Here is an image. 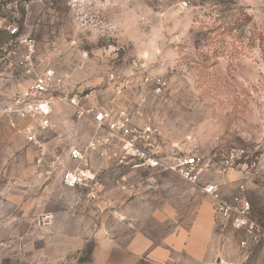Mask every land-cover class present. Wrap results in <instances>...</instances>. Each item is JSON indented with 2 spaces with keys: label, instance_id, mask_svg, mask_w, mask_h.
I'll list each match as a JSON object with an SVG mask.
<instances>
[{
  "label": "rangeland",
  "instance_id": "374dc122",
  "mask_svg": "<svg viewBox=\"0 0 264 264\" xmlns=\"http://www.w3.org/2000/svg\"><path fill=\"white\" fill-rule=\"evenodd\" d=\"M124 2L36 0L27 5L9 0L0 3V17L16 21L34 38L37 63L55 68L86 107L123 110L135 123L153 124L165 149L174 144L209 157L225 147L247 148L256 168L238 167L215 178L225 193L243 183L254 214L264 219V0H128L130 22L125 18L119 34H111L106 25ZM242 12L250 25L239 34L232 19ZM95 32L104 35L95 39ZM153 44L154 59H141L137 53L147 57ZM22 86L18 74L4 75L3 104ZM53 120L57 128L49 146L58 154L64 155L69 144L84 146L93 130L89 119H76L66 105H54ZM22 123L16 116L0 115V133L11 136L7 144L14 147L12 157L4 153L0 181L14 185L29 204L24 207L32 221L20 225L35 234V260L18 264H90L99 228H110L119 246L135 233L159 245L168 233L188 231L208 201L175 173L111 166L92 153L90 165L104 169L100 199L93 203L84 190L64 187L58 173L39 175L37 151L26 143ZM46 213L53 215L50 229L83 233V248L57 262L49 260L56 254L48 246L52 234L39 222ZM214 227L223 264H264V241L241 247V233L218 218ZM200 263L181 252L179 260L163 264Z\"/></svg>",
  "mask_w": 264,
  "mask_h": 264
},
{
  "label": "built area",
  "instance_id": "2783aa9c",
  "mask_svg": "<svg viewBox=\"0 0 264 264\" xmlns=\"http://www.w3.org/2000/svg\"><path fill=\"white\" fill-rule=\"evenodd\" d=\"M7 1L0 0V3ZM22 1L29 5L36 0ZM9 72L18 74L23 86L5 104L0 100V115L7 113L23 120L20 131L26 143L37 151L35 164L39 175L58 173L64 187L84 190L86 198L97 203L103 188L104 169H94L89 154H97L111 166L169 171L210 201L215 220L220 219L221 224L243 235L241 247L264 241V219L254 214L245 185L238 183L235 190L225 193L223 184L215 178L216 174L231 173L238 167L256 168L257 161L250 158L247 148L225 147L209 157L174 144L165 149L161 133L153 124L135 123L123 110L86 107L82 95L69 89L55 68L37 63L34 38L21 30L16 21L0 17V79ZM156 82L159 85L160 79ZM56 104L68 106L76 119H89L93 129L84 146L69 144L64 155L49 146V137L57 128L53 120ZM52 219L53 215L46 213L39 222L48 224ZM201 264L222 262L213 260Z\"/></svg>",
  "mask_w": 264,
  "mask_h": 264
},
{
  "label": "crops",
  "instance_id": "0c3cea01",
  "mask_svg": "<svg viewBox=\"0 0 264 264\" xmlns=\"http://www.w3.org/2000/svg\"><path fill=\"white\" fill-rule=\"evenodd\" d=\"M10 142H12L11 136L0 133V174L4 172V153L11 157L14 154V147L8 145ZM17 190L14 185L5 186L0 181V264L30 262L36 257V252L31 249V246L34 247L35 234L29 230V227L21 230L20 225V222L32 221L28 210L26 211L24 207L29 204L20 199ZM51 223L47 224L48 231L53 237L64 240L60 243L55 242L51 235L47 245L50 249L55 248L56 254H53L49 260L57 262L83 248V233L75 231L73 234L63 228L50 229ZM214 225L215 216L208 200L201 204L194 214L188 231L178 230L168 233L159 245H153L146 236L135 233L130 237L127 245L119 246L110 228H106L107 230L99 228L94 235L95 245L91 252L90 264H143V262L163 264L169 259L172 262L179 260L181 252L188 261L206 263L217 260L223 264L225 260L219 254V236L215 233ZM39 255L44 256L46 253L42 252Z\"/></svg>",
  "mask_w": 264,
  "mask_h": 264
},
{
  "label": "clouds",
  "instance_id": "9594fccd",
  "mask_svg": "<svg viewBox=\"0 0 264 264\" xmlns=\"http://www.w3.org/2000/svg\"><path fill=\"white\" fill-rule=\"evenodd\" d=\"M120 7H121V13L118 14V15H115V16L112 18L111 22H109V23L106 25V27L110 30V33H111V34H114V35H115V34H119V29H120V27L123 26V25H122V21L125 20V18H129V21H128V22H130V10H129V8H128V0H125V2L122 3V4L120 5ZM181 11H183V8H182V7L179 8V9L174 13V15H178L179 12H181ZM100 35H104V33H101V32H95V33H94V37H95V39H99V38H100ZM157 37H158V38H162V37H160L159 35H157ZM154 47H155V44H153V45L151 46V48L148 49V55H147V57L144 56L143 51H139L137 54H138V56H139L141 59H143V60H145V61H149V62H151V61L154 59V57L152 56L151 49L154 48Z\"/></svg>",
  "mask_w": 264,
  "mask_h": 264
},
{
  "label": "trees",
  "instance_id": "16d2710c",
  "mask_svg": "<svg viewBox=\"0 0 264 264\" xmlns=\"http://www.w3.org/2000/svg\"><path fill=\"white\" fill-rule=\"evenodd\" d=\"M225 8L228 9L229 7H225ZM229 10H231V9H229ZM236 15L237 16L232 19V24L234 26L233 28L236 31H238L239 34H241L243 32L245 33L246 27H249V25H250L249 17H248V15L245 12H242V13H239V14H236Z\"/></svg>",
  "mask_w": 264,
  "mask_h": 264
}]
</instances>
